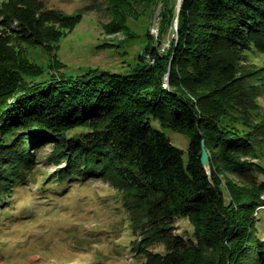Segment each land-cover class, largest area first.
Listing matches in <instances>:
<instances>
[{"label":"trees","instance_id":"16d2710c","mask_svg":"<svg viewBox=\"0 0 264 264\" xmlns=\"http://www.w3.org/2000/svg\"><path fill=\"white\" fill-rule=\"evenodd\" d=\"M110 1L121 9L141 0ZM146 1L160 2L158 32H147L134 66L70 75L54 44L81 15L43 0H0V208L8 213L33 157L50 146L47 160L59 167L40 196L102 178L144 264H264V64L248 62L249 52L264 55V0ZM21 43L44 46L53 62H32ZM164 130L186 136V158ZM179 220L192 239L176 233Z\"/></svg>","mask_w":264,"mask_h":264},{"label":"rangeland","instance_id":"374dc122","mask_svg":"<svg viewBox=\"0 0 264 264\" xmlns=\"http://www.w3.org/2000/svg\"><path fill=\"white\" fill-rule=\"evenodd\" d=\"M43 1L46 8L59 10L66 16L81 15L79 23L66 30L54 44L53 54L70 75L89 67L123 73L138 61L147 44V32L157 36L160 2L151 3L152 7L141 0L120 9L110 0ZM179 1L176 0V6ZM122 24L121 29L112 31ZM170 37L171 33L165 36L162 47L168 45ZM21 48L36 64L46 67L53 62L52 54L44 46L21 43ZM248 62L263 65L264 55L249 52ZM259 102L264 109V95ZM152 125L159 128L157 122ZM164 132L173 145L184 151L186 158V136ZM50 152L51 147L47 146L35 154V165L27 180L14 189L4 204L8 213L0 208V264H144L145 254L135 250L136 237L128 214L116 190L102 178H87L61 188L53 183L50 190L60 188L62 192L40 196V183L59 167L47 160ZM227 177L222 175L224 180ZM30 181L33 183L29 184ZM16 207L18 213L13 211ZM25 211L31 214L23 216ZM259 216L263 228V210ZM177 224L176 233L186 241L192 239L189 222L179 220ZM151 250L165 253L162 246Z\"/></svg>","mask_w":264,"mask_h":264},{"label":"water","instance_id":"95a60500","mask_svg":"<svg viewBox=\"0 0 264 264\" xmlns=\"http://www.w3.org/2000/svg\"><path fill=\"white\" fill-rule=\"evenodd\" d=\"M180 2V1H179ZM201 161L205 169H208V154L204 148V145H202V156Z\"/></svg>","mask_w":264,"mask_h":264},{"label":"built area","instance_id":"2783aa9c","mask_svg":"<svg viewBox=\"0 0 264 264\" xmlns=\"http://www.w3.org/2000/svg\"><path fill=\"white\" fill-rule=\"evenodd\" d=\"M166 84L164 83L163 86H165ZM262 200H264V195L261 196ZM264 208V206H262Z\"/></svg>","mask_w":264,"mask_h":264}]
</instances>
